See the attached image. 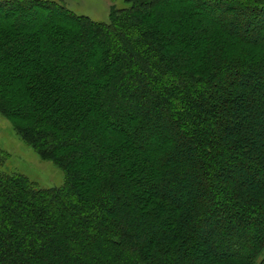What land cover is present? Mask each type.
Masks as SVG:
<instances>
[{"label": "trees", "instance_id": "16d2710c", "mask_svg": "<svg viewBox=\"0 0 264 264\" xmlns=\"http://www.w3.org/2000/svg\"><path fill=\"white\" fill-rule=\"evenodd\" d=\"M126 1L0 2V264H264V0Z\"/></svg>", "mask_w": 264, "mask_h": 264}, {"label": "rangeland", "instance_id": "374dc122", "mask_svg": "<svg viewBox=\"0 0 264 264\" xmlns=\"http://www.w3.org/2000/svg\"><path fill=\"white\" fill-rule=\"evenodd\" d=\"M4 1V0H0ZM66 6L77 15H84L98 22H108L112 7L122 9L129 7L126 0H63ZM236 50L238 56L251 57L249 53H241V46ZM240 52V54H238ZM0 174H22L29 178L36 189L57 188L64 184L65 174L51 162L41 157L25 144L13 130L11 122L0 116Z\"/></svg>", "mask_w": 264, "mask_h": 264}]
</instances>
